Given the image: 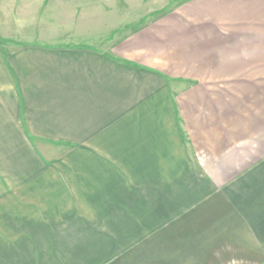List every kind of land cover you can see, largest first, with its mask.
I'll return each mask as SVG.
<instances>
[{
	"label": "crops",
	"instance_id": "0c3cea01",
	"mask_svg": "<svg viewBox=\"0 0 264 264\" xmlns=\"http://www.w3.org/2000/svg\"><path fill=\"white\" fill-rule=\"evenodd\" d=\"M33 38L0 47V264H62L94 216L128 218L133 264H264V0Z\"/></svg>",
	"mask_w": 264,
	"mask_h": 264
},
{
	"label": "rangeland",
	"instance_id": "374dc122",
	"mask_svg": "<svg viewBox=\"0 0 264 264\" xmlns=\"http://www.w3.org/2000/svg\"><path fill=\"white\" fill-rule=\"evenodd\" d=\"M87 1L91 3L87 4V8L79 9L76 17L69 9L61 10V2L55 0H0V47L4 48L9 43H24V37L32 41L35 39L33 37L41 36L58 37L50 39L53 43L84 44L109 49L110 42L116 36L140 27L152 15L166 13L175 4L186 0ZM55 11H64L67 15L59 16ZM6 14L8 18H5ZM56 21L63 23L56 24ZM126 220L128 218L94 216L92 233L81 232V224L77 226V233H63L62 238L66 241L72 238V245L77 244L78 248L71 249V255L68 248H63L62 264H66L65 254L72 256V264H133L132 257L128 259L129 252H132V234L111 230ZM101 241L110 242L113 246L99 248Z\"/></svg>",
	"mask_w": 264,
	"mask_h": 264
}]
</instances>
